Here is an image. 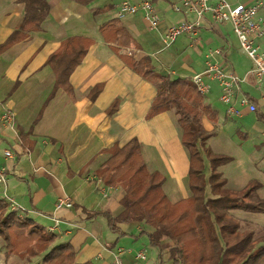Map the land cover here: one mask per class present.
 <instances>
[{
    "label": "crops",
    "instance_id": "crops-1",
    "mask_svg": "<svg viewBox=\"0 0 264 264\" xmlns=\"http://www.w3.org/2000/svg\"><path fill=\"white\" fill-rule=\"evenodd\" d=\"M48 1L51 10L43 30L30 32L28 38L0 53V94L1 91L4 92L0 95L2 113L9 108L16 112L18 130L16 133L10 128H4L0 121V134L6 135L4 138L0 136V146L7 141L16 154V158L9 159L4 153L0 160V168L5 167L11 171L7 184L9 197L2 193L1 188L0 195L8 203L12 202L28 210L26 216L47 223V227L41 225L47 231L48 227L54 225L55 219H59L60 226L50 232L58 235L59 243L70 242L74 245L78 262L92 260L95 264H114L118 248L128 247L131 251L120 256L122 264H165L164 255L169 252L168 261H171L170 249L175 243L169 239L171 243L166 247H163L164 240L161 248L153 246L148 237L153 228L149 225L119 223L125 232V235H122L110 229L105 217L87 219V211L106 210L114 215L123 211L122 188L105 184L95 172L106 163L110 156L107 150L113 145L123 146L134 136L142 141L141 138L146 136V133L156 134V131L150 132L148 125L167 113L146 118L157 95L156 85L128 67L102 36L87 33L92 31L87 28L85 22H88L89 18L93 21L99 20L101 15L94 16L92 10L102 6L94 4L95 2L85 6L71 0ZM172 1H156L164 12V20L159 25L162 37L171 23L193 17L175 12L171 6ZM24 7L18 0H0V44L4 43L21 23ZM71 10L76 12V19V16L73 18ZM110 13L111 11L107 12L105 17ZM100 24L97 23V29ZM76 26L80 31L73 30ZM125 27L135 37L133 27ZM219 28L220 26H206L198 44L216 41L213 37L206 39L209 30L224 38L225 42L228 41ZM72 35H87L93 37L95 42L82 63L71 74L69 85L55 89V70L46 62L62 41ZM221 42V47H226V57L221 61L228 63L238 75L244 77L251 65L243 67L242 61L233 54L230 42ZM260 43L264 48V38ZM140 51L137 52L139 57L145 54L138 55L143 52ZM191 64L192 60L186 64V68L192 69L194 74L203 71L206 68V53L200 70H194ZM4 71L5 80L12 82L7 91L2 84ZM99 85L101 88L94 96L91 91ZM243 87L246 92L258 94V90L249 83H244ZM215 88L219 93L217 85ZM43 94L45 96L41 99ZM117 98L120 99L119 105L112 112L110 107ZM141 122L150 123L143 127ZM8 134L13 136L12 140ZM39 135L44 136L43 148L36 151L38 153L34 160L31 154L37 148L35 142ZM141 143L144 150L143 142ZM180 152L183 156L182 148ZM64 158L69 161V173L81 175L84 182H76L74 187L70 186L73 182H59L65 175H61L60 171L57 173V166ZM47 161L51 164L49 168L53 167L54 170L48 169ZM189 163L190 161L188 165ZM179 175L180 173L176 172L172 177L175 179ZM183 175L185 182L178 180L179 182L173 183L188 191L187 174ZM33 177L42 182H33ZM99 193L107 196L108 200L104 205H99L102 206L101 209L91 208L90 204L100 199ZM67 197L71 198L74 204L59 207V202ZM93 201L94 203H90ZM132 239L134 243H130ZM149 247L152 255L148 256ZM139 251H143L147 258H137L136 253ZM36 259L42 264L40 257L33 260ZM5 261V258L0 259V264H5ZM16 261L12 258L10 262L18 264Z\"/></svg>",
    "mask_w": 264,
    "mask_h": 264
},
{
    "label": "trees",
    "instance_id": "trees-1",
    "mask_svg": "<svg viewBox=\"0 0 264 264\" xmlns=\"http://www.w3.org/2000/svg\"><path fill=\"white\" fill-rule=\"evenodd\" d=\"M18 1L25 6L23 19L0 44V53L28 38L30 32L43 30L50 14L48 0ZM71 1L86 6L95 0ZM114 8L112 4L97 7L92 14L99 16ZM99 31L128 67L156 85L157 95L146 118L171 109L179 115L181 141L190 161L191 194L177 202L170 199L165 191L166 176L149 168L142 143L134 136L123 146L109 148L105 165L95 172L105 184L122 188L123 211L118 215L106 210L87 211V219L104 216L110 229L122 235L125 232L119 223L149 225L153 228L148 235L153 246L161 248L165 239L174 241L169 258L173 264H264V233L257 235L254 229L244 228L242 220L232 214L237 210L264 213V197L259 193L263 184L252 180L241 190L225 187L227 179L220 167L234 158L208 150L207 141L214 134L203 123L205 116L218 121L216 109L206 102L191 77L164 74L157 70L150 55L130 54V48H142L121 19L108 18L99 25ZM94 42L87 35H72L49 56L46 63L55 70V89L69 85L71 74ZM100 88L101 85L93 88L91 93L96 96ZM119 102V98L115 99L110 111H115ZM257 117L264 122L261 111ZM0 252L5 255V264L16 256L27 262L42 257V264H95L92 260L78 262L72 243H59L58 235L47 231L33 217L9 209L4 197H0Z\"/></svg>",
    "mask_w": 264,
    "mask_h": 264
},
{
    "label": "rangeland",
    "instance_id": "rangeland-1",
    "mask_svg": "<svg viewBox=\"0 0 264 264\" xmlns=\"http://www.w3.org/2000/svg\"><path fill=\"white\" fill-rule=\"evenodd\" d=\"M122 1L125 0H95L94 4L98 6H105L107 4H112L115 6L119 5ZM134 3H138L142 0H128ZM114 8V10H115ZM114 10L105 17L106 13L101 15L99 20L89 18L88 22H85L87 28L92 31H87L89 34H95L99 37L101 36L99 28L97 29V23H102L106 18H111L114 16ZM73 13V18L76 16V12L71 10ZM77 16L75 17V19ZM123 24L127 27H133V32L135 33V38L138 43L141 45V55L148 54L152 57L153 62L157 70L161 71L164 74H170L171 76H193L194 71L192 69H187L186 64L192 60L191 66L194 70H200L204 64L205 53L207 48L215 47L219 48L223 53L218 58H225L226 47H221L222 40L224 43L230 42L233 54L238 56V59L242 61V66L249 67L252 66L251 60L239 49V43L237 38L233 35V27L231 24H225L220 26V31L225 35V38L228 40L225 42L224 38L215 35L213 30L207 31L206 39L212 38L216 41L206 44L201 42L200 44L192 43L189 37L185 34H182L179 39L170 46H166L161 36L160 26L157 28H150V25L147 20L143 17L142 13L139 14H130L121 19ZM66 22L70 24L67 20ZM161 24V23H160ZM206 27H204L205 29ZM97 29V31H96ZM131 29V28H130ZM74 31H80L78 26H76ZM129 51L133 55H137L138 50L130 48ZM139 57V56H138ZM130 70V69H128ZM175 70V71H174ZM130 72H132L130 70ZM200 72V71H197ZM195 72V73H197ZM6 71L3 74L2 84L6 91L11 87L12 82H7L5 80ZM136 74V73H134ZM139 77V75L136 74ZM141 78V77H140ZM215 84L212 85V93L205 95L207 98L206 102H211L212 106L218 112V121L212 120L210 117L205 116L203 123L206 129L210 132H213L208 141L207 146L208 150L213 153H222L232 156L234 159L230 163L220 167V170L223 172V176L227 179L226 188L241 190L243 189L250 181L258 180L262 182L263 186L259 189V193L264 197V122L260 121L256 114H244L243 116L230 115L227 111V106L220 100V95L216 92ZM4 92L1 91V94ZM7 93V92H6ZM0 94V95H1ZM45 94L41 96L43 99ZM2 113V105L0 102V115ZM179 115L176 113L175 109L167 111L166 115L154 119L151 124L150 122H141L140 124L143 127L148 125L150 132L155 133H146V136L142 137L144 150L143 157L146 160L149 168L151 170L161 171L167 178L165 184V191L173 202H177L186 198L187 194L191 192L190 187L188 191H185L181 186H175L173 182H185L184 175L187 174L186 182H189V172H188V152L185 146L182 144V128L179 122ZM153 134V135H152ZM157 135V137H156ZM1 137H6L4 134H0ZM10 140L13 139V136L8 134ZM149 137V138H148ZM43 138L44 136H38L37 141L35 142L36 150L31 154L34 160L36 159V151L43 148ZM148 138V139H147ZM34 145V147H35ZM13 151L12 146L7 141H4L0 146V160L7 149ZM184 150V155L180 150ZM14 152V151H13ZM160 152V153H159ZM162 155V156H161ZM51 164L46 162L48 169ZM72 165V164H70ZM105 165V164H104ZM69 161L64 158L63 162L60 163L57 167V173L65 176L59 182H73L70 186L74 187L76 182H84V177L79 174H70L68 171ZM54 170V169H53ZM60 171V172H59ZM209 171V169H208ZM176 172H179V177L173 179L172 175ZM183 175V176H181ZM33 182H42L33 177ZM179 180V181H178ZM174 185V186H172ZM187 192V193H186ZM177 194V195H175ZM1 197V195H0ZM98 197L100 198L98 202H90L91 208L101 209L102 206H99L101 203L104 205L108 200V197L101 195L99 193ZM232 214L243 222V227L248 229H254L256 234L264 233V213H255L243 210L232 211ZM104 217V216H102ZM38 221V222H37ZM36 222L40 225L48 226L47 223L37 220ZM134 243V239L130 241ZM171 243V240L165 239L163 241V247H166ZM132 247V246H131ZM128 248V247H127ZM148 256L152 255L151 248L147 249ZM166 252L164 255L165 264H173L172 261H168V254ZM4 253H0V259L4 260ZM18 264H39L38 260H32L30 262H24L22 258L16 256L14 257ZM42 259V257H40ZM13 264V262H10Z\"/></svg>",
    "mask_w": 264,
    "mask_h": 264
},
{
    "label": "built area",
    "instance_id": "built-area-1",
    "mask_svg": "<svg viewBox=\"0 0 264 264\" xmlns=\"http://www.w3.org/2000/svg\"><path fill=\"white\" fill-rule=\"evenodd\" d=\"M172 8L175 12L189 14L182 21L171 23L163 36L166 46L175 43L182 34L189 37L192 43H199L204 27L221 26L231 24L233 35L238 39L240 50L251 60L252 66L247 74L242 77L235 70L222 62L218 56L223 51L210 47L206 52V68L195 73L191 78L198 90L203 95L212 92V85L220 89V100L227 106L230 115L243 116L244 114H256L259 111L264 115V48L261 40L264 38V1L263 0H173ZM142 13L148 21L150 28L159 27L164 20L162 7L154 0H142L134 3L128 0L122 1L114 10V17L122 19L127 15ZM130 54H132L129 51ZM225 56V55H224ZM221 59H224L221 58ZM244 83L251 84L258 90L254 95L244 90ZM2 127L17 130L16 112L5 109L1 116ZM5 156L9 159L16 158L11 149L5 150ZM10 169L0 168V188L2 193L8 196L7 184L10 179ZM74 201L67 197L59 202L61 206H72ZM9 209L21 211V216H26L28 210L9 202ZM60 226V220L55 219L54 225L48 227L53 231ZM131 249L118 248L117 259L114 264H122L120 256ZM137 258L146 259L143 251L136 253Z\"/></svg>",
    "mask_w": 264,
    "mask_h": 264
}]
</instances>
